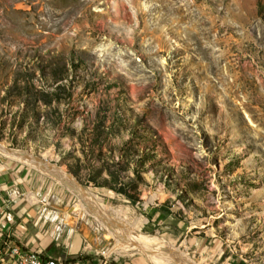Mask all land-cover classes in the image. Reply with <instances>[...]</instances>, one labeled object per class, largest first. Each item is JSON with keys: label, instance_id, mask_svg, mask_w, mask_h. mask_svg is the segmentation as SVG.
<instances>
[{"label": "rangeland", "instance_id": "obj_1", "mask_svg": "<svg viewBox=\"0 0 264 264\" xmlns=\"http://www.w3.org/2000/svg\"><path fill=\"white\" fill-rule=\"evenodd\" d=\"M4 144L108 261L264 264V0H0Z\"/></svg>", "mask_w": 264, "mask_h": 264}, {"label": "crops", "instance_id": "obj_2", "mask_svg": "<svg viewBox=\"0 0 264 264\" xmlns=\"http://www.w3.org/2000/svg\"><path fill=\"white\" fill-rule=\"evenodd\" d=\"M64 182L20 158L0 155L1 241L41 253L59 264H150L134 257H101L102 245L70 207Z\"/></svg>", "mask_w": 264, "mask_h": 264}, {"label": "built area", "instance_id": "obj_3", "mask_svg": "<svg viewBox=\"0 0 264 264\" xmlns=\"http://www.w3.org/2000/svg\"><path fill=\"white\" fill-rule=\"evenodd\" d=\"M0 231V264H59L48 263V258L41 253L27 251L18 244H10L1 241Z\"/></svg>", "mask_w": 264, "mask_h": 264}, {"label": "bare ground", "instance_id": "obj_4", "mask_svg": "<svg viewBox=\"0 0 264 264\" xmlns=\"http://www.w3.org/2000/svg\"><path fill=\"white\" fill-rule=\"evenodd\" d=\"M0 152H4L6 154H9L11 157L13 158H17V159H27L25 156H24V152H21V151H13V150H7V148L3 145H0ZM12 154V155H11ZM27 156V155H26ZM29 157V156H28ZM30 158V157H29ZM33 158V157H32ZM31 160V159H30ZM29 160V161H30ZM84 196H87V195H84ZM126 243H121V244H116L113 248V251H117L119 252L118 250H121L123 248H125V245ZM123 252V250H122ZM48 263H56V260L54 259H49L48 258Z\"/></svg>", "mask_w": 264, "mask_h": 264}, {"label": "water", "instance_id": "obj_5", "mask_svg": "<svg viewBox=\"0 0 264 264\" xmlns=\"http://www.w3.org/2000/svg\"><path fill=\"white\" fill-rule=\"evenodd\" d=\"M5 145V144H4ZM6 146V145H5ZM6 148H7V146H6ZM7 150H11V149H9V148H7ZM12 155V154H11ZM23 162H26V163H28L29 164V162H27V161H23ZM36 165L37 164H39V163H35ZM44 165L46 164V163H43ZM47 166H49L51 169H53V170H55V171H57V172H59L60 174H62L63 176H66L64 173H62L61 171H60V169L58 168V167H56V166H54V165H47ZM89 207V206H88ZM89 208H91V206L89 207ZM97 210L96 211H99V212H101L102 214H105L102 210H100V209H98V208H96Z\"/></svg>", "mask_w": 264, "mask_h": 264}, {"label": "trees", "instance_id": "obj_6", "mask_svg": "<svg viewBox=\"0 0 264 264\" xmlns=\"http://www.w3.org/2000/svg\"><path fill=\"white\" fill-rule=\"evenodd\" d=\"M122 194V193H121ZM125 195V194H124ZM126 196V195H125ZM127 198H128V196H127Z\"/></svg>", "mask_w": 264, "mask_h": 264}]
</instances>
